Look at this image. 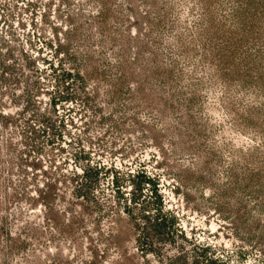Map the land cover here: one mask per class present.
Here are the masks:
<instances>
[{"label": "rangeland", "instance_id": "rangeland-1", "mask_svg": "<svg viewBox=\"0 0 264 264\" xmlns=\"http://www.w3.org/2000/svg\"><path fill=\"white\" fill-rule=\"evenodd\" d=\"M141 170L165 241L128 213ZM186 250L264 264V0H0V264Z\"/></svg>", "mask_w": 264, "mask_h": 264}, {"label": "trees", "instance_id": "trees-1", "mask_svg": "<svg viewBox=\"0 0 264 264\" xmlns=\"http://www.w3.org/2000/svg\"><path fill=\"white\" fill-rule=\"evenodd\" d=\"M71 75V74H69ZM76 170L78 169L77 166ZM84 173L80 181L77 183V189H91L93 185L99 183L100 179L108 173L109 168L101 163L87 162L86 166L81 168ZM131 182L133 184L134 192L131 197L132 209L129 210V215L135 217L134 212H137L136 222L139 226H144L147 231L152 232V236L163 241L162 239L175 234L177 231L174 228L175 216H173L169 211L164 210L161 206V196L158 193V188L156 186L157 181L155 177L148 174L145 170H141L135 176ZM117 184L115 179L113 180V185ZM120 192V189H118ZM124 194H119L118 197L121 199ZM125 197V196H124ZM128 204H126L127 206ZM142 227L143 232L146 230ZM154 245L151 244L149 249L154 251ZM209 250H191L181 253L177 258H182L185 264H219L221 262L217 257H209L207 252ZM177 260V259H174Z\"/></svg>", "mask_w": 264, "mask_h": 264}]
</instances>
